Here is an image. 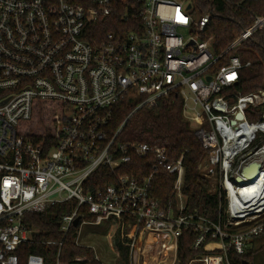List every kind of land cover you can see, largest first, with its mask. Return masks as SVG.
Listing matches in <instances>:
<instances>
[{"label":"built area","instance_id":"obj_1","mask_svg":"<svg viewBox=\"0 0 264 264\" xmlns=\"http://www.w3.org/2000/svg\"><path fill=\"white\" fill-rule=\"evenodd\" d=\"M120 3L130 28L111 22L118 0H0V264H20L17 251L32 236L26 214L73 199L78 204L62 219L64 235L77 217L81 245L84 226L127 228L123 238L129 237L130 264H178L181 237L190 229L199 233L194 248L212 238L220 246L209 248L210 242L206 248L222 250L190 264H233L231 253H246L253 237L264 233V115H248L264 106V90L233 88L250 65L237 50L264 28V16H255L217 53L213 38L204 37L211 14H201L192 0ZM102 24L114 28L102 35L97 31ZM175 93L208 151L200 166L203 175L219 177L218 221L187 210L183 155L170 161L165 147L118 142L124 124L109 135L115 104L129 98L134 112L154 109ZM38 99L64 107L57 144L49 149L21 130ZM134 156L149 159V174H120L101 188H85L99 167L114 170ZM253 163L258 175L248 182L243 170ZM161 164L175 176L173 200L166 205L152 194ZM81 206L93 220L78 215ZM59 256L51 264L86 259L61 263ZM27 264L47 263L30 254Z\"/></svg>","mask_w":264,"mask_h":264},{"label":"trees","instance_id":"obj_2","mask_svg":"<svg viewBox=\"0 0 264 264\" xmlns=\"http://www.w3.org/2000/svg\"><path fill=\"white\" fill-rule=\"evenodd\" d=\"M192 1L198 4L201 14H211V21L204 37L213 38V46L217 53L223 52L237 36L248 29L253 24L255 16H264V0ZM118 2L120 5L111 17V22L115 21L120 26L127 25L126 29L130 28L128 22L123 20L125 8L120 0ZM112 28L114 27L110 24L108 26L102 24L97 31L103 35ZM237 54L243 62L250 61V65L240 71V79L233 88L240 93L264 90V28L247 39L237 50ZM135 105V101L128 98L113 106V115L108 125L109 135L114 136L124 124L117 137L118 142H145L165 147L170 161L183 155L185 165L183 192L187 197V210H198L201 215L218 221L221 191L211 192L209 180L200 172L201 163L208 151L203 148L196 136L194 125L183 115L182 96L175 93L161 101L154 109L142 108L134 112ZM63 108L57 101L38 99L33 117L21 128L22 132L36 144H43L47 149L53 147L58 141L57 120ZM248 115L251 119L263 116L264 106L249 110ZM148 160L134 156L131 162L124 163L114 170L108 166H101L87 178L85 188L92 190L101 188L115 182L120 174L127 173L131 176L149 174L152 166ZM159 167L154 176L152 194L166 205L173 200L175 176L170 174L164 165L161 164ZM77 204L78 202L73 199L49 206L43 212L25 215L24 224L32 231V236L31 240L22 243L17 251L20 264H27L30 254L42 256L47 264L56 263L59 253L61 263H74L77 257H83L86 259L79 264H103L95 258L96 251L93 247L76 242L77 227L72 225L66 235L61 231L63 217L70 214ZM78 215L89 221L94 219L85 206L79 208ZM243 227L242 225L235 229ZM198 236L199 233L192 229L183 233L178 264H189L199 255L222 251L216 249L211 252L206 248L208 243L214 241L212 238H207L202 245L194 248ZM61 242L63 245L60 250ZM114 245L121 253L118 264H129V246L124 243L120 232L115 237ZM263 249L264 241L257 247L247 248L246 253L242 255L232 252L231 262L259 264L258 256Z\"/></svg>","mask_w":264,"mask_h":264},{"label":"rangeland","instance_id":"obj_3","mask_svg":"<svg viewBox=\"0 0 264 264\" xmlns=\"http://www.w3.org/2000/svg\"><path fill=\"white\" fill-rule=\"evenodd\" d=\"M193 124V123H192ZM194 125V124H193ZM195 129V126H194ZM200 172L203 174V171ZM211 184V192L220 191L219 186V177L207 178ZM114 223H103L98 226H84L82 232V243L93 247L96 251V254L102 262L109 264H118L121 259V253L117 250L115 243V237L120 232L121 238L124 240V243L127 245L128 238H123V234L127 232V228L115 227ZM114 241V243H113ZM264 241V234L253 237L250 241L248 248L255 246L257 247L260 242ZM128 246V245H127ZM219 242H212L209 244V248L219 247ZM130 252V249H129ZM259 260L261 264H264V249L259 253ZM132 261L129 253V264ZM259 262V261H258ZM259 262V264H260ZM190 264V263H189ZM191 264H201L199 262H192ZM257 264V263H255Z\"/></svg>","mask_w":264,"mask_h":264},{"label":"water","instance_id":"obj_4","mask_svg":"<svg viewBox=\"0 0 264 264\" xmlns=\"http://www.w3.org/2000/svg\"><path fill=\"white\" fill-rule=\"evenodd\" d=\"M190 7V5H189ZM242 116V115H241ZM243 175L245 177H247V181L248 182H252L255 180V178L257 177L258 175V164L256 163H253V164H250L248 167L244 168L243 170ZM240 180V178H239ZM80 220V217H77L74 221V225L77 226L78 225V222ZM198 258H201L202 256H197Z\"/></svg>","mask_w":264,"mask_h":264}]
</instances>
